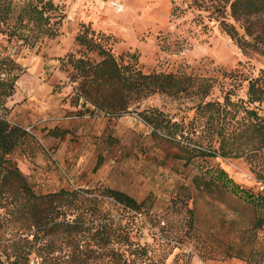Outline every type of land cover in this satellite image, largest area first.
<instances>
[{
	"label": "rangeland",
	"instance_id": "1",
	"mask_svg": "<svg viewBox=\"0 0 264 264\" xmlns=\"http://www.w3.org/2000/svg\"><path fill=\"white\" fill-rule=\"evenodd\" d=\"M10 1L9 10H0V59L12 48L17 56L15 64L0 67V77L17 80L13 107L0 96V116L31 127L11 159L34 191L109 187L137 201L147 198L156 220H146L140 240L161 238L164 251L172 250L170 264L175 258L177 264H264V227H254V210L245 200L247 193L264 191L257 168L244 157L191 149L198 136L201 145L207 141L199 103L222 101L227 92L245 98L246 78L264 69V56L236 46L209 0H52L43 14L47 23L28 19L33 14L26 5L36 0ZM110 1L123 11L116 13ZM85 30L143 73L188 77L186 89L131 93L125 111L104 112L80 93L81 78L70 79L68 56L85 52L76 41ZM167 120L196 130L184 140L189 147L166 134ZM176 139H182L179 132ZM185 205L193 210L191 225ZM18 228L16 223L7 231Z\"/></svg>",
	"mask_w": 264,
	"mask_h": 264
},
{
	"label": "trees",
	"instance_id": "2",
	"mask_svg": "<svg viewBox=\"0 0 264 264\" xmlns=\"http://www.w3.org/2000/svg\"><path fill=\"white\" fill-rule=\"evenodd\" d=\"M209 1L219 14L221 29L236 46L242 52L264 56V0ZM10 5V0H3L0 10H9ZM26 6L25 12L33 14L28 19L47 23L43 14L53 7L52 0L43 3L36 0ZM86 31L76 36L85 52L78 57L68 56L72 67L70 79L81 78L80 93L96 107L106 109L104 112L125 111L126 97L131 93H172L186 89L184 81L188 77L143 73L126 55L115 57L93 37V31L90 34ZM86 53L96 57L89 58ZM9 56L0 59V67L15 64ZM16 80L15 76L10 80L0 77V96H12ZM246 80L245 98L233 99L227 92L222 101L199 103L196 111L200 118H205L207 141L203 146L196 136L197 143L191 149L211 157H244L257 168L258 179L264 180V113L259 112L264 103V69ZM207 95L208 92L203 97ZM168 122L162 121L166 134L189 147V141L184 140L196 130L186 132L180 123ZM178 132L182 139H176ZM25 134V128L0 116V264H170L167 257L172 250L164 251L161 238L154 244L140 240L146 220H156L147 198L137 201L126 192L109 187L36 193L11 159ZM219 176L220 173L215 177L218 181ZM254 194L247 193L245 200L253 207L254 227L261 228L264 191H258L256 197ZM185 206L191 225L193 210ZM16 223L19 231L8 232L9 226Z\"/></svg>",
	"mask_w": 264,
	"mask_h": 264
},
{
	"label": "built area",
	"instance_id": "3",
	"mask_svg": "<svg viewBox=\"0 0 264 264\" xmlns=\"http://www.w3.org/2000/svg\"><path fill=\"white\" fill-rule=\"evenodd\" d=\"M110 6L116 13H121L124 9L123 5L121 3H119L118 1H110ZM9 54H10V57L12 59H14L17 56V52H16L15 48H12ZM25 131L30 132L31 127L30 126L25 127Z\"/></svg>",
	"mask_w": 264,
	"mask_h": 264
},
{
	"label": "crops",
	"instance_id": "4",
	"mask_svg": "<svg viewBox=\"0 0 264 264\" xmlns=\"http://www.w3.org/2000/svg\"><path fill=\"white\" fill-rule=\"evenodd\" d=\"M15 88H16V86H15ZM13 94H14V92H13ZM13 94H12V96L8 97V102L6 103L8 108H11V107L14 106V104H13Z\"/></svg>",
	"mask_w": 264,
	"mask_h": 264
}]
</instances>
